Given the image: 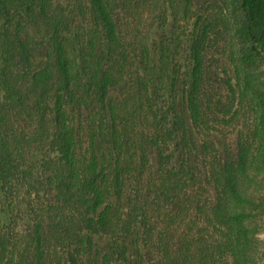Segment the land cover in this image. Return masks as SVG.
<instances>
[{"label": "trees", "instance_id": "1", "mask_svg": "<svg viewBox=\"0 0 264 264\" xmlns=\"http://www.w3.org/2000/svg\"><path fill=\"white\" fill-rule=\"evenodd\" d=\"M223 2L237 71L264 65V0ZM169 18L167 0H0V264H135V235L152 264H257L264 90L237 155L210 168L206 203L189 192L198 147L183 110L201 117L203 63L181 24L152 46L149 23Z\"/></svg>", "mask_w": 264, "mask_h": 264}, {"label": "rangeland", "instance_id": "2", "mask_svg": "<svg viewBox=\"0 0 264 264\" xmlns=\"http://www.w3.org/2000/svg\"><path fill=\"white\" fill-rule=\"evenodd\" d=\"M167 6L168 24L163 30L149 23L150 40L155 47L162 35L170 34L181 24L191 34L188 37L189 52L200 50L203 63L200 101L203 105L199 120H194L188 102L183 104L188 129L199 148L193 155L196 171L189 192L200 193L206 203L213 204L217 200V191L210 168L218 167L229 156L235 157L240 138L247 137L254 130L258 122L255 90H264V65L256 63L247 73L242 69L237 71L236 65L241 64V59L233 38L234 21L223 0H167ZM184 58L181 47L178 59L183 71L186 66ZM189 85L187 76H180L181 96L184 97V87ZM208 144L212 145L209 156L206 152ZM250 199L251 218L247 223L257 245V264H264V174L251 187ZM95 242L96 249L102 250L100 255L93 256L99 263L108 238L97 236ZM132 248L135 264H152L145 254L140 235L133 238Z\"/></svg>", "mask_w": 264, "mask_h": 264}]
</instances>
